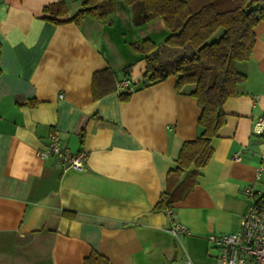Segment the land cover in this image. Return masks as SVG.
Segmentation results:
<instances>
[{
  "label": "crops",
  "instance_id": "0c3cea01",
  "mask_svg": "<svg viewBox=\"0 0 264 264\" xmlns=\"http://www.w3.org/2000/svg\"><path fill=\"white\" fill-rule=\"evenodd\" d=\"M55 1L66 4L63 19L82 2L0 0V264H83L91 250L108 264H214L208 235L239 229L246 184L264 190V176L254 178L264 131L253 132L264 116V18L253 27L251 58L235 63L245 79L221 106L225 122L196 184L157 210L183 142L201 131L191 85L177 91L175 75L142 85L144 54L131 44L159 46L170 32L161 17L135 26L124 0L114 1L110 24L54 23L43 8ZM107 67L117 83L129 80L127 101L117 88L93 99L92 75ZM54 130L87 154L83 169L38 156ZM172 221L188 233L173 236Z\"/></svg>",
  "mask_w": 264,
  "mask_h": 264
},
{
  "label": "trees",
  "instance_id": "16d2710c",
  "mask_svg": "<svg viewBox=\"0 0 264 264\" xmlns=\"http://www.w3.org/2000/svg\"><path fill=\"white\" fill-rule=\"evenodd\" d=\"M114 1L82 0L68 19L62 18L67 14L64 1L51 2L43 11L54 23L78 25L82 18L89 16L110 24ZM124 1L131 6L135 26L161 17L170 32L159 46L149 39L131 44L135 51L144 54L142 85H152L175 75V89L181 91L191 85L189 94L201 109L197 119L201 131L196 138L183 142L176 167L167 174V188L154 206L163 210L196 184L197 169L208 162L213 152L211 140L225 122L221 106L228 97L237 94V84L245 79L235 63L251 58L255 42L253 27L264 18V9L259 0ZM129 70L126 68L124 74ZM116 84L115 75L108 67L95 71L91 80L93 99L116 90ZM118 91L121 101H127L132 92L129 85ZM191 165L193 170H189ZM83 264H108V261L91 250Z\"/></svg>",
  "mask_w": 264,
  "mask_h": 264
},
{
  "label": "built area",
  "instance_id": "2783aa9c",
  "mask_svg": "<svg viewBox=\"0 0 264 264\" xmlns=\"http://www.w3.org/2000/svg\"><path fill=\"white\" fill-rule=\"evenodd\" d=\"M129 84L127 78L117 83V88ZM264 131V116H259L253 126V132ZM41 159L55 157L63 169H83L86 153L79 151L73 153L68 147L61 144L60 136L56 130L49 133L45 147L37 151ZM260 162L256 168L255 179L264 176V149L260 150ZM235 160L241 159L239 152L234 154ZM241 194L249 199L250 203L239 221V229L227 233L209 234L207 239L216 249L214 264H264V190L249 182L241 189ZM171 213V209L167 210ZM168 231L175 237L187 234L188 228L177 221H172ZM181 264H198L190 257L182 260Z\"/></svg>",
  "mask_w": 264,
  "mask_h": 264
}]
</instances>
